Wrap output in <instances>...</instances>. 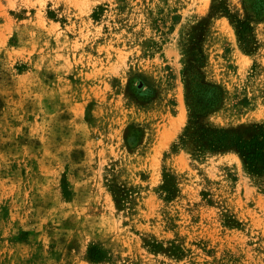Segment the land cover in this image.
<instances>
[{
	"label": "rangeland",
	"instance_id": "obj_1",
	"mask_svg": "<svg viewBox=\"0 0 264 264\" xmlns=\"http://www.w3.org/2000/svg\"><path fill=\"white\" fill-rule=\"evenodd\" d=\"M222 6L245 15L242 0H0V264H264V173L234 149H174L199 40L222 91L204 122L264 123V17L247 51Z\"/></svg>",
	"mask_w": 264,
	"mask_h": 264
},
{
	"label": "trees",
	"instance_id": "obj_2",
	"mask_svg": "<svg viewBox=\"0 0 264 264\" xmlns=\"http://www.w3.org/2000/svg\"><path fill=\"white\" fill-rule=\"evenodd\" d=\"M245 15H232L227 6L224 11L234 25L242 47L252 51L256 43L253 21L264 17V0H242ZM96 15V14H95ZM202 30V28H200ZM188 52L190 58L185 67L187 83L186 98L190 112V119L174 149L188 148L197 155L207 151L236 150L247 170L254 174L264 173V123L254 124L252 132L242 134L235 130H227L211 126L204 122V117L215 110L222 100V91L214 84L204 82L201 67L204 65L205 55L199 46ZM162 188L171 197L175 191V176L164 174Z\"/></svg>",
	"mask_w": 264,
	"mask_h": 264
}]
</instances>
